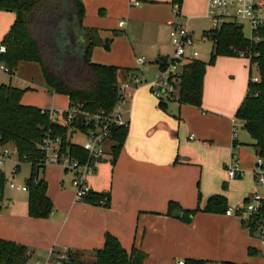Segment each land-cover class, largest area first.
<instances>
[{
  "label": "crops",
  "instance_id": "obj_1",
  "mask_svg": "<svg viewBox=\"0 0 264 264\" xmlns=\"http://www.w3.org/2000/svg\"><path fill=\"white\" fill-rule=\"evenodd\" d=\"M82 1L85 6L83 25L102 43L94 47L92 62L119 68V83L127 84L137 74L134 71L137 68L132 69L134 65L130 63L135 49L132 34L136 30L144 31L147 37L151 32L155 46L149 48V53L156 57L160 69V62L167 60H158L155 47H159L163 40L171 39L170 31L176 23L187 26L190 20L207 17L209 9V0H183L180 10L172 0H137L140 2L138 6L134 2L136 0ZM126 17V20H120ZM15 20L14 13L0 11V45ZM121 22H125L123 27ZM119 31L124 35H116ZM110 39V48L106 49L103 43ZM245 65L249 69L246 61ZM29 67L28 63H21L11 77L18 79L20 84L25 83L24 87L33 89L35 78ZM130 90L129 100L133 95ZM206 90L204 78L200 108L170 101V114L157 110L143 127L136 125L135 101L132 112L128 106L125 118L129 123V133L120 155L114 162L113 152L111 155L106 152L107 159L99 164L96 174L89 181L94 192H110L109 208L76 202L72 194L65 199L58 198L51 191L53 178L45 170L47 195L54 201L51 216L46 219L30 217L29 192L17 190L24 195L21 194L12 206L3 208L0 213V240L25 246L32 256L48 250L61 252L65 249L90 253L102 249L106 234H111L128 252L137 249L146 253L144 264H177L181 260L193 259L209 264H264V252L258 241L243 227L237 216L198 212L193 215L192 223L186 224L181 219L185 213L169 214L170 202L178 203L184 211H191L199 206L204 208L209 198L217 193L227 199L228 205L235 207L252 195L241 192L239 198H234L233 194L227 198L216 186L206 195L209 196L207 202L197 205L196 171L205 161L204 153L227 149L232 141L234 146L241 147L237 140L230 138V131L240 104L247 95L248 85L237 102L226 109L212 105L207 100ZM54 97L56 101L58 94ZM21 103L31 105L25 100ZM54 104L35 106L54 109ZM168 108L166 105L165 109ZM137 128H142L141 136L136 135ZM143 128L148 130L145 137ZM219 128L224 129L225 134L218 133ZM187 134H190V142L184 139ZM77 135L82 134H73L75 143ZM192 135L194 139L190 138ZM131 139L135 141L132 145ZM109 159L114 166L111 170L114 179L110 186L100 183L103 172L111 169ZM255 163L240 165L244 175L253 179L251 193L258 190L253 174ZM103 164L105 168L101 172L99 167ZM29 177L21 186H26Z\"/></svg>",
  "mask_w": 264,
  "mask_h": 264
},
{
  "label": "trees",
  "instance_id": "obj_2",
  "mask_svg": "<svg viewBox=\"0 0 264 264\" xmlns=\"http://www.w3.org/2000/svg\"><path fill=\"white\" fill-rule=\"evenodd\" d=\"M180 10L183 0H172ZM0 11L16 15L15 23L4 37L2 44L6 54L0 55V63L14 75L21 63H38L46 86L53 94L69 98V110L77 109V123L83 124L89 115H107L117 103L119 93V68L92 62L94 47L102 43L84 27L85 6L82 0H0ZM213 40V51L209 63L196 60L186 64L177 76L178 96L168 99L180 105L201 107L204 93V78L208 66L219 56L233 55L231 47L243 48L247 41L243 28L238 24H226L209 32ZM111 40L103 43L110 48ZM165 62H160V69ZM129 71V70H128ZM260 82L249 81L248 92L239 107L236 118L244 123V129L252 136V146L257 155L264 159V61L259 67ZM27 88L22 90L11 85L0 86V138L3 145L17 149L20 163L31 164V174L26 182L29 192L28 214L32 218L46 219L53 212V202L47 195L48 184L44 178L46 166L40 144L47 135L61 138L64 148L71 154L85 158L81 147L73 143L74 132L69 127L51 120L44 109L25 106L21 103ZM166 103L160 100V107ZM68 115L65 112L64 117ZM129 133L127 127L116 126L112 130L113 159L120 155ZM236 141H234L235 144ZM19 165L16 169L19 170ZM6 175L0 170V213L6 186ZM225 187V185H224ZM83 203L109 208L111 194L92 192ZM228 209L227 199L221 195L209 198L204 208L182 210L176 202L169 203V214L185 213L193 216L198 212L224 214ZM29 249L14 242L0 240V264H28ZM61 254V252H54ZM251 254V252H250ZM147 254L133 249L128 252L111 234H106L102 249L90 253L68 250L62 264H144ZM186 264H209L204 260H187ZM229 264V263H223Z\"/></svg>",
  "mask_w": 264,
  "mask_h": 264
},
{
  "label": "rangeland",
  "instance_id": "obj_3",
  "mask_svg": "<svg viewBox=\"0 0 264 264\" xmlns=\"http://www.w3.org/2000/svg\"><path fill=\"white\" fill-rule=\"evenodd\" d=\"M134 2L136 3L139 1L136 0ZM126 19L127 17L121 18L120 20L124 21ZM243 24V32L245 36L248 37L251 35L250 26L247 22H243ZM187 26L193 32L196 39V49L200 54L198 60L209 63L213 51V40L211 39L209 32L217 29L214 26L213 21L208 17H203L197 20H190ZM140 31L136 30L132 34V41L135 49L132 52V61H130V63L134 65V67H131L132 69L137 68L134 71H136L138 76L142 78L143 81L140 87H136L133 84L132 80L129 79L128 87L131 89V93L133 92L132 98L129 101V107L131 108L132 112L135 101L136 125L138 127H143L149 120L153 118L157 110L165 112L166 114H170V104L172 102H170L167 98H164V102L168 105L169 108H161L160 99L155 96V94L151 90V87L149 86V83L157 77L160 69L159 64L155 61L156 57H153V53H149V48L155 46L151 32L148 33L150 36L148 35L149 37H147L144 34V31ZM116 35L121 36L124 35V33L119 31V33H116ZM110 40L112 41V39ZM155 49V52L157 54L156 56L160 61L163 59L167 60L168 58H171L175 53V47L173 46L171 39L163 40L159 47L156 46ZM142 59H144L145 61L144 64L140 63V60ZM28 64L30 66V72L31 74H33L32 76H34L35 80L33 89L26 91L23 95L22 100H25V102L31 104H25V106L38 107L35 105H39L48 107L49 105L54 104L53 101L55 98V94L51 93L47 88L40 65L38 63ZM209 67V71L205 76L207 100L212 105L224 109L231 107L237 102L243 90H246L250 79L249 69L246 68L245 61L235 55L219 56ZM252 74L254 76L257 75V70L253 69ZM11 76L12 75H10L9 73L0 69V86L11 85L22 90H26L27 88H29L24 87L23 85H25V83L20 84L18 82V79ZM136 89L138 90L136 91ZM244 99L245 98H243V100ZM54 102H56L54 104V109L57 110L60 115H63L67 110H69L68 105L70 101L67 96L58 95L57 100ZM236 126L238 130L237 137L234 138L232 128L230 131V138H232V140H237V142L240 144L239 146L241 147L237 148L233 145L232 141V144L227 149L219 150L217 152L214 151L210 153H204L205 161L203 164H200L196 171L195 188L197 205H202L207 202L209 196L207 197L206 195H208L209 192L214 191L216 186H218L220 190L224 192V195L227 198L228 195L231 194H233L234 198H239L241 192H248L250 194H253L250 192V190L253 189L252 184H254V182L253 179H249L250 177L248 175H243L236 180H230L228 177V168L232 164V156L234 153L241 166H244L245 162L247 165L252 164L256 162L257 158L254 149L251 146L254 141L250 132L244 129L243 122L239 119H237ZM141 130L142 128H137V136H141ZM220 130L221 129L219 128L218 133L225 134L224 129L221 131ZM147 132V128H143L144 137L146 136ZM189 136L190 134H187L184 137L187 142H190ZM75 141L79 144H83L85 139L82 135H77ZM134 142V140H130L131 145ZM112 145V141H108L104 145V148L108 155L112 154ZM13 147L14 146L11 144L7 146V148H9L10 150H12ZM108 163L110 164L111 169L103 172V175L100 177V183L110 186V183L113 182L114 179V174H111V170L114 166L112 165L110 159ZM17 165L20 166V170L18 172H15V167ZM104 166L105 164L99 167V170H101V172L105 168ZM0 169L5 172L7 180L3 200L1 202L2 208L6 209V207L12 206L13 202L19 199L20 196H22L21 194L24 195V193L19 192L16 189H12L10 185L12 183L16 186L23 185V183H25V179L29 177V174L31 172V164L20 163L17 155H14L9 159H6L4 164L0 166ZM46 170V174L49 173L53 178L50 186L51 191L54 195H56L60 199H65L69 194H72V196L75 195V190L71 184L72 176L69 173H66L64 169L57 165H48ZM217 194L221 195V193ZM230 207L235 208V206L228 205V208ZM58 251L59 250H48L46 252L35 254L30 257L28 264H54L57 262V259L61 258V254L52 255V252L56 253Z\"/></svg>",
  "mask_w": 264,
  "mask_h": 264
},
{
  "label": "built area",
  "instance_id": "obj_4",
  "mask_svg": "<svg viewBox=\"0 0 264 264\" xmlns=\"http://www.w3.org/2000/svg\"><path fill=\"white\" fill-rule=\"evenodd\" d=\"M136 6L140 2L135 3ZM207 17L213 21L214 26L220 29L226 24L235 23L244 27L243 22H247L251 29V35L244 37L247 41L243 48L231 47L233 55L238 56L247 62L250 74V82L256 84L260 82L259 67L260 62L264 61V0H209V9ZM125 22H121L123 27ZM170 37L175 47V53L165 62L164 68L160 69L157 77L149 83L155 96L164 100L172 99L178 96L177 76L181 73L186 64L199 59V51L196 49V39L192 31L186 25L175 24L171 31ZM7 47L0 45V55L6 54ZM144 64V59L140 60ZM0 69L9 73V69L0 63ZM257 70V75L252 74V70ZM136 87L142 85L143 79L134 74L131 77ZM129 87L127 83H119V99L114 109L107 115H89L83 124V130L79 129L77 118L79 111L77 109L68 110L67 117L60 115L57 110L52 108L44 109L50 114L51 120L63 126H67L74 134H82L85 138L83 144H78L85 153V158H80L71 154L69 149L64 148L61 138H52L47 135L40 144L42 158L40 164L44 166L57 165L72 176L71 184L75 190V201L84 202V200L93 192L89 181L96 174L99 164L107 159V153L104 148L106 142L112 139V130L116 126L127 127L129 125L125 114L129 106ZM237 118L233 119V134L237 137ZM244 127V123H243ZM194 139V135L190 137ZM3 145L0 138V166L6 159L17 155V149L12 150ZM232 164L228 168V177L231 180L240 178L244 175L240 163L236 156H232ZM15 172L18 170L15 167ZM258 190L246 198L235 208L228 209V216H237L240 218L243 227L259 243L261 250L264 252V159L260 156L256 158L255 168L253 170ZM12 189L27 192L26 186H16L11 184ZM68 250L61 251V260L67 258ZM32 256V252H27ZM54 255V252H52ZM54 264H62L57 261ZM177 264H186L184 260L178 261Z\"/></svg>",
  "mask_w": 264,
  "mask_h": 264
},
{
  "label": "water",
  "instance_id": "obj_5",
  "mask_svg": "<svg viewBox=\"0 0 264 264\" xmlns=\"http://www.w3.org/2000/svg\"><path fill=\"white\" fill-rule=\"evenodd\" d=\"M181 219L186 223V224H191L193 220V216H188L187 214H182Z\"/></svg>",
  "mask_w": 264,
  "mask_h": 264
}]
</instances>
